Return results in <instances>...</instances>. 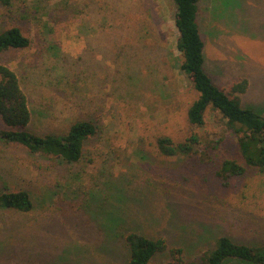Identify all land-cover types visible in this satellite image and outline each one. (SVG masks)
<instances>
[{
    "label": "rangeland",
    "instance_id": "374dc122",
    "mask_svg": "<svg viewBox=\"0 0 264 264\" xmlns=\"http://www.w3.org/2000/svg\"><path fill=\"white\" fill-rule=\"evenodd\" d=\"M198 6L205 69L221 88L246 78L242 104L264 113V0H199ZM176 10L174 0H18L5 18L0 6V30L18 24L33 41L0 56L30 97L48 92L59 62L77 81L75 102L102 113L107 131L74 164L0 141V190L25 188L35 202L26 213L0 209V264H126L118 230L102 222L112 204L131 206L128 221L183 246L188 260L202 261L221 233L264 243V172L223 186L201 148L164 156L156 147L161 133L177 140L196 133L218 141L216 161L237 153L218 110L210 106L203 125L188 120L198 92L181 68ZM32 72L39 81L27 76ZM41 125L32 126L42 131ZM55 127L62 131V123Z\"/></svg>",
    "mask_w": 264,
    "mask_h": 264
},
{
    "label": "trees",
    "instance_id": "16d2710c",
    "mask_svg": "<svg viewBox=\"0 0 264 264\" xmlns=\"http://www.w3.org/2000/svg\"><path fill=\"white\" fill-rule=\"evenodd\" d=\"M17 1L0 0L5 18L14 12ZM21 1L25 3V0ZM174 2L177 8L175 24L179 31L177 47L183 54L181 68L191 77L198 92V97L187 110L188 120L191 124L203 125L207 109L212 106L218 110L236 140L237 153L216 161L212 153L218 150V141H202L196 133L180 140L161 133L155 140L158 151L164 156H191L201 148V159L214 162L216 175L223 186H228L234 177L244 176L251 171L264 172V113L244 106L239 94L247 90L248 80L245 78L234 83L229 89L214 83L205 69V42L198 24L199 0ZM32 42L21 26L8 25L0 30V56L9 50L29 48ZM53 66L56 78L53 83L49 80L48 92L38 89L37 98H31L17 70L7 62L0 61V122L3 125L0 128V141L24 146L31 153H41L58 164L82 162L87 157V144L95 137L102 139L103 134L107 133L101 122L102 113L96 110L94 113L87 112L84 106L75 102L73 94L77 81L71 79L59 62ZM33 75H38L39 81V73L32 72L27 76L31 78ZM36 119L43 124L44 130L38 131L32 126ZM57 123H62V131L56 129ZM103 184L101 191L104 198H108L105 192L109 185L106 182ZM116 189H111L113 198L121 199ZM34 206L32 194L25 188L0 190V209L26 213L32 211ZM126 210L133 209L131 206L121 208L109 205L107 219L102 221L109 232L118 230L127 252L126 264H264V243L237 241L227 233L216 236L214 248L203 255L202 261L188 260L183 246L171 244L165 236H153L140 222L128 221ZM161 255H166L167 260L155 262Z\"/></svg>",
    "mask_w": 264,
    "mask_h": 264
}]
</instances>
